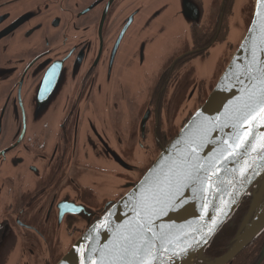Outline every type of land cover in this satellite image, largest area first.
Masks as SVG:
<instances>
[{
  "label": "flooded vegetation",
  "instance_id": "1",
  "mask_svg": "<svg viewBox=\"0 0 264 264\" xmlns=\"http://www.w3.org/2000/svg\"><path fill=\"white\" fill-rule=\"evenodd\" d=\"M19 1L0 0V264H57L202 106L255 0H31L11 29ZM230 264H264V231Z\"/></svg>",
  "mask_w": 264,
  "mask_h": 264
},
{
  "label": "water",
  "instance_id": "2",
  "mask_svg": "<svg viewBox=\"0 0 264 264\" xmlns=\"http://www.w3.org/2000/svg\"><path fill=\"white\" fill-rule=\"evenodd\" d=\"M30 2L5 6L17 8L21 17L11 29L25 18L33 29L37 13ZM231 42L232 56L202 106L139 183L57 264H123L117 256L126 238L133 245L143 240L156 245L155 259L148 257V264H230L264 231V155L258 154L264 152V111L259 104L264 96V4L255 0L250 27L236 26ZM248 139L250 147L241 152ZM189 174L211 177V182L193 186L186 179ZM243 198L248 205L235 234L218 256L206 254ZM174 200L179 203L172 207ZM141 224L147 227L142 230ZM125 260L135 262L131 255Z\"/></svg>",
  "mask_w": 264,
  "mask_h": 264
},
{
  "label": "snow or ice",
  "instance_id": "3",
  "mask_svg": "<svg viewBox=\"0 0 264 264\" xmlns=\"http://www.w3.org/2000/svg\"><path fill=\"white\" fill-rule=\"evenodd\" d=\"M258 3L264 4V0H258ZM259 104L261 106V111H264V96H262L260 98ZM250 111H251V109H250ZM251 142H252L251 139L246 140L245 143L241 146V152H246L248 147H250ZM262 147H264V146H262ZM240 154L241 153L238 152L235 155L238 156ZM258 154L264 155V152L258 153ZM227 163H228L227 160L224 161V164H227ZM223 166L224 165L222 164L221 167H223ZM186 179L190 180L192 182L193 186H195V183L197 181H200L201 183H203L204 180H208L209 182H211V177H203L202 178L201 175H199V174H196V175L189 174L186 177ZM161 191H163V190L161 189ZM209 194H211V193H209ZM152 199L159 202V195L157 193H153ZM177 203H179L178 200L171 201V206L175 207ZM140 227L143 230L147 226L144 224H141ZM130 245H132L131 248L129 247ZM155 247H156L155 244H153L147 240H143L140 244L133 245L132 240L126 238V243L123 245L122 249L120 250V253L117 256V259L119 261H123V264H133L132 261L125 260L126 256L131 255L132 257L135 258L134 264H148V257H152L153 259H155V254L152 251V249ZM87 258L88 257L86 255L85 259H87ZM82 264H83V262H82ZM101 264H103V262H101Z\"/></svg>",
  "mask_w": 264,
  "mask_h": 264
},
{
  "label": "trees",
  "instance_id": "4",
  "mask_svg": "<svg viewBox=\"0 0 264 264\" xmlns=\"http://www.w3.org/2000/svg\"><path fill=\"white\" fill-rule=\"evenodd\" d=\"M246 204H247V199L243 198L241 201V206H244ZM223 232H219L218 234L216 233V235L213 237V239L211 241V246L209 247V250H211L213 247H215L217 245V242H219L222 239V233Z\"/></svg>",
  "mask_w": 264,
  "mask_h": 264
}]
</instances>
